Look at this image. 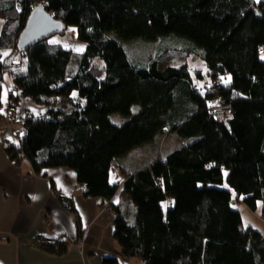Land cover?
Returning <instances> with one entry per match:
<instances>
[{
  "label": "trees",
  "instance_id": "16d2710c",
  "mask_svg": "<svg viewBox=\"0 0 264 264\" xmlns=\"http://www.w3.org/2000/svg\"><path fill=\"white\" fill-rule=\"evenodd\" d=\"M38 5L74 29L71 40L82 51L50 38L17 48ZM0 19V124L8 129L6 102L41 104L15 125L27 132L8 141L11 159H28L36 172L72 168L86 195L105 207L117 195L132 201L133 219L125 200L115 208L114 237L127 257L144 264H264L262 233L243 225L231 192L219 187L227 170L236 198L251 209L261 203L264 216V0H0ZM119 38L172 40L186 62L162 65L167 55L156 54L134 63ZM9 49L20 58H3ZM190 56L204 62L210 81L192 82ZM194 73L203 77L198 67ZM213 98L229 105L227 125L211 114ZM112 113L125 119L114 123ZM167 131L179 141L165 157L133 170L119 164ZM114 171L121 178L112 180ZM103 264L120 263L106 256Z\"/></svg>",
  "mask_w": 264,
  "mask_h": 264
},
{
  "label": "crops",
  "instance_id": "0c3cea01",
  "mask_svg": "<svg viewBox=\"0 0 264 264\" xmlns=\"http://www.w3.org/2000/svg\"><path fill=\"white\" fill-rule=\"evenodd\" d=\"M20 101L31 108V100ZM9 136L0 130V264H103L106 256L144 264L125 256L114 237L119 195L105 207L101 198L86 195L72 168L36 172L28 159L15 162L6 150ZM40 236L56 239L63 251L40 243Z\"/></svg>",
  "mask_w": 264,
  "mask_h": 264
},
{
  "label": "rangeland",
  "instance_id": "374dc122",
  "mask_svg": "<svg viewBox=\"0 0 264 264\" xmlns=\"http://www.w3.org/2000/svg\"><path fill=\"white\" fill-rule=\"evenodd\" d=\"M2 25V20L0 19V28ZM72 29L71 26H67L62 30V32H59L58 34H55L50 37L51 40H54L56 42L61 43L62 45H68L76 51V49L80 46V43L72 41L71 36L72 32L70 31ZM167 37L166 39H168ZM173 38L175 41L177 38ZM121 45L127 55V58L134 63H136V60H139V62H144L148 59H150L153 55L161 54L166 56L165 59L162 60V65H175L179 66L184 64L186 61V56L184 52H180L181 44L178 45V49H176V45L171 40L170 44L166 41H160L158 40H148L145 38H133V39H121ZM185 44H187V40L178 39ZM8 54L12 52V49H9L6 51ZM16 53H12L10 56L14 57L15 59L20 58V55H15ZM100 64L103 65V61L100 59H96ZM188 64L190 68V74L192 82L198 86H201L204 82L210 81V78L207 76L206 67L204 65V62L201 59L194 58L193 56H190L188 58ZM198 67L202 70L203 77H197L194 73V68ZM228 76L223 78L224 80H228ZM6 84L9 83V79L5 78ZM39 104L38 102H32L30 103L31 108H36ZM138 107L137 104H134L132 106V109L136 110ZM37 109V108H36ZM65 109H70L69 106H66ZM110 119L114 123H120L125 119V116L120 113H112L110 114ZM160 141H159V140ZM158 139H154L152 141L143 143L139 146L134 147L129 152L125 153L124 155L120 156L118 159L119 164L126 170H133L137 167H140L144 165L145 163L149 162L151 159H154L157 154L162 155V157H165L168 151H170L175 145L176 142L179 140L175 136L173 132L167 131L162 137H158ZM226 175L227 170L223 171V177L224 181L219 184V187L228 189L232 194V200H231V207L233 209H236L240 212L242 217V222L244 226H251L260 233L264 234V216L262 215V208L261 203H258V206L256 209H251L249 206H247L242 201H239L236 198L235 191L227 184L226 182ZM112 180H117L121 178V175L117 172H112L111 175ZM60 198H64L62 196H59ZM123 200V207L129 210V218L133 219L135 216V206L134 203L126 198ZM49 245V244H48Z\"/></svg>",
  "mask_w": 264,
  "mask_h": 264
},
{
  "label": "built area",
  "instance_id": "2783aa9c",
  "mask_svg": "<svg viewBox=\"0 0 264 264\" xmlns=\"http://www.w3.org/2000/svg\"><path fill=\"white\" fill-rule=\"evenodd\" d=\"M264 49V46H263ZM8 54L7 56H3V58L9 57L14 51ZM20 67V64L16 65ZM211 114L221 123L225 125L228 124L229 119L232 117L230 112L229 105H225L222 101H217L215 98L211 99L209 103ZM3 113V122L8 129L10 142H17L23 135L26 134L27 130L24 128H20L15 126L16 124H21L26 118L33 114L32 109L29 107H18L15 103L6 102L4 108L1 111ZM3 129V125L0 124V130ZM59 196L65 197L63 193L59 194ZM40 243L52 244L53 240L51 238L40 236ZM83 241L78 242V246H82Z\"/></svg>",
  "mask_w": 264,
  "mask_h": 264
},
{
  "label": "water",
  "instance_id": "95a60500",
  "mask_svg": "<svg viewBox=\"0 0 264 264\" xmlns=\"http://www.w3.org/2000/svg\"><path fill=\"white\" fill-rule=\"evenodd\" d=\"M62 20L54 18L43 5L33 8L17 39V48L26 50L31 45L41 42L64 30Z\"/></svg>",
  "mask_w": 264,
  "mask_h": 264
},
{
  "label": "snow or ice",
  "instance_id": "6c2138e0",
  "mask_svg": "<svg viewBox=\"0 0 264 264\" xmlns=\"http://www.w3.org/2000/svg\"><path fill=\"white\" fill-rule=\"evenodd\" d=\"M70 31H74V29H70ZM82 50H83L82 47L76 49V51H82ZM2 55L3 56H7L8 53L7 52H4ZM229 80H230V78H229ZM229 80H224V83L227 84L229 82ZM3 95H4L5 102H6L7 91H5ZM75 95H76V93H73V96H75ZM33 198L35 199V197H33Z\"/></svg>",
  "mask_w": 264,
  "mask_h": 264
}]
</instances>
